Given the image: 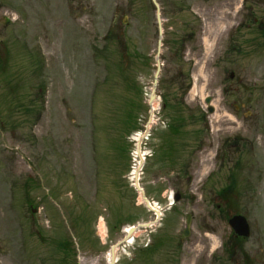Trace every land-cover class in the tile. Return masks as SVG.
<instances>
[{
    "label": "rangeland",
    "instance_id": "rangeland-1",
    "mask_svg": "<svg viewBox=\"0 0 264 264\" xmlns=\"http://www.w3.org/2000/svg\"><path fill=\"white\" fill-rule=\"evenodd\" d=\"M244 2L161 0L165 89L140 182L162 218L117 264H264V39L240 28L264 0ZM158 38L149 0H0V264H109L125 229L155 218L132 186L144 131L127 117L146 125ZM162 92L188 135L173 162ZM232 213L252 229L234 246Z\"/></svg>",
    "mask_w": 264,
    "mask_h": 264
},
{
    "label": "water",
    "instance_id": "water-1",
    "mask_svg": "<svg viewBox=\"0 0 264 264\" xmlns=\"http://www.w3.org/2000/svg\"><path fill=\"white\" fill-rule=\"evenodd\" d=\"M153 2L156 5L157 8V19H158V24H159V31H160V35L162 34V21H161V10H160V5L158 3L157 0H153ZM160 45L161 43H159V50L156 56V61H157V70L155 72V78H154V84H153V88H152V93H151V98H150V105L152 106L155 98H156V90H157V86H158V78H159V74L161 71V59H160ZM207 101H210V98L207 99ZM212 110V108H211ZM152 115H153V108L151 107L150 109V118H149V122L147 124V130L149 129V125L150 122L152 121ZM138 151H140V146H138ZM138 170L136 172V187L137 189L141 192V197L142 199L145 201L146 205L148 206L149 209L155 211L158 215V218L155 221H149L147 223H143V224H138L137 226H132L128 233L126 234V236L124 237V239H122L120 242H118L116 245H114L112 247V260H111V264H115L116 261V247L123 243V242H128L130 240H132L134 233L142 226H151L152 224H155L156 222H158L161 212L157 209H155L149 199L146 196V193L144 191V189L142 187H140L139 182H138ZM179 197V195L177 196V198ZM191 216H189V220H188V224H190L191 220H190ZM230 225L234 228V230L236 231V233L238 235H243V236H249L250 235V225L248 223L247 218L244 215L241 214H235L231 219H230ZM190 232L189 229H187L185 231V235H188Z\"/></svg>",
    "mask_w": 264,
    "mask_h": 264
},
{
    "label": "trees",
    "instance_id": "trees-1",
    "mask_svg": "<svg viewBox=\"0 0 264 264\" xmlns=\"http://www.w3.org/2000/svg\"><path fill=\"white\" fill-rule=\"evenodd\" d=\"M151 6L154 7L152 4H151ZM137 55H143V54L142 53L140 54V52L137 51ZM162 81H163V79L160 80V85H161ZM161 88L165 89V86L163 87L161 85ZM162 97H163V101H164V109L165 110L167 108L172 109L174 111V113H175V115L172 117V120H171L172 122L169 125L168 135H167L168 137L166 138V136H165L166 139L164 138L165 140H164L163 146L161 147V152H163L164 156L167 159L172 160L175 157H178L176 155V153H177V151L179 149V141L185 135V133L183 131L185 118H184L183 115H180V111L176 110L177 109L176 108V103H172V101L168 98V95L165 92L162 93ZM177 104H179L180 106L183 105L182 102H178ZM128 116H129V118L127 117V120L129 119V123L132 121V119L134 121L133 124L131 125L132 129L142 128L140 126V122H139V119H138L139 116L137 115L134 118V115L132 113V108L129 110ZM123 140H124V138H123ZM124 142H125V140H124ZM120 151H121V153H123V155L126 152H128V153L130 152V150L125 148V143L121 144ZM172 162H173V160H172ZM149 249L150 248H148L147 251H149Z\"/></svg>",
    "mask_w": 264,
    "mask_h": 264
},
{
    "label": "flooded vegetation",
    "instance_id": "flooded-vegetation-1",
    "mask_svg": "<svg viewBox=\"0 0 264 264\" xmlns=\"http://www.w3.org/2000/svg\"><path fill=\"white\" fill-rule=\"evenodd\" d=\"M245 14L247 15V12H245ZM248 19L249 18L246 17V19H243L241 21V25L243 28L249 29L251 27L252 23H250ZM253 20L261 31L260 33L262 35V39H264V20H259L258 18H254Z\"/></svg>",
    "mask_w": 264,
    "mask_h": 264
},
{
    "label": "bare ground",
    "instance_id": "bare-ground-1",
    "mask_svg": "<svg viewBox=\"0 0 264 264\" xmlns=\"http://www.w3.org/2000/svg\"><path fill=\"white\" fill-rule=\"evenodd\" d=\"M142 153H143V151H142ZM144 154V153H143Z\"/></svg>",
    "mask_w": 264,
    "mask_h": 264
}]
</instances>
